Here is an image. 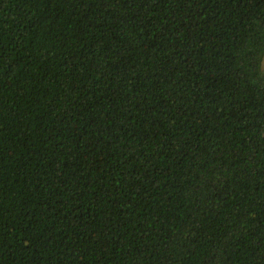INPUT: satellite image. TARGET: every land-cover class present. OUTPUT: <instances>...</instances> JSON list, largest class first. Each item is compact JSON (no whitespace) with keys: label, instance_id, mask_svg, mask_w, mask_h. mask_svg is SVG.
Masks as SVG:
<instances>
[{"label":"trees","instance_id":"trees-1","mask_svg":"<svg viewBox=\"0 0 264 264\" xmlns=\"http://www.w3.org/2000/svg\"><path fill=\"white\" fill-rule=\"evenodd\" d=\"M264 0H0V264H264Z\"/></svg>","mask_w":264,"mask_h":264},{"label":"rangeland","instance_id":"rangeland-1","mask_svg":"<svg viewBox=\"0 0 264 264\" xmlns=\"http://www.w3.org/2000/svg\"><path fill=\"white\" fill-rule=\"evenodd\" d=\"M262 64H263L262 68H263V71H264V57H263V63Z\"/></svg>","mask_w":264,"mask_h":264}]
</instances>
